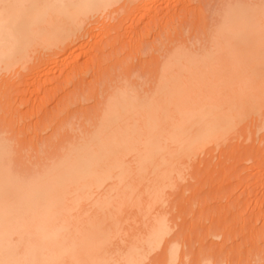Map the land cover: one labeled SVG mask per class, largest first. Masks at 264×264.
Returning <instances> with one entry per match:
<instances>
[{
  "label": "bare ground",
  "instance_id": "bare-ground-1",
  "mask_svg": "<svg viewBox=\"0 0 264 264\" xmlns=\"http://www.w3.org/2000/svg\"><path fill=\"white\" fill-rule=\"evenodd\" d=\"M174 1L187 9V6L191 7L190 1L194 0H0V110L4 111L8 108L5 105L16 101L17 91L20 97H25L22 95L24 91L22 83L19 82L23 87H19L20 90L15 91V95L14 91L11 94L10 88H7L9 85H15L17 88L16 84L19 83L16 82L19 77H25V83H29L26 85L27 88L33 82L45 87L44 91L45 89L51 91L52 95H54L52 92L57 93L56 88L52 91L48 86L53 84L51 77H54V71L64 79H59L60 75L55 79L52 77L54 80L59 79L60 81H56L60 82V85L67 86L77 77V82L73 84L74 89L71 91L68 87V92L70 90L71 93L79 92L80 82H86L88 76L92 77L90 80L92 85L88 87L90 94L86 91L87 94L84 93L86 97L84 94L83 96L81 94L82 98L79 95L76 103L69 99L68 92L64 89L67 87L58 85L63 89L59 91H63L65 96L61 97L63 101L59 104L61 108L58 106L59 109L56 110L58 114L52 112L56 116L52 114L49 122L53 124L52 119L60 117L55 120L58 123L53 124L55 135H64L62 137L64 139L69 133H73L78 125L83 126L82 120L79 121L80 118L79 120L77 118L79 124L76 123L75 129L72 126V131L66 130L68 124L73 125V120L66 123L69 119L66 120L67 116H70L75 104L79 106L81 100V103H84L83 98H87L86 101L93 99L95 108L94 111L91 110L93 113L89 115L88 123L85 121L84 127L78 128L83 131L75 130L81 132V135L78 136L80 133L76 134L74 131L77 138L74 136V138L70 137V140L66 139L65 142H68L64 143L62 148L60 146L61 153L59 149H55V152L59 151L58 154L53 152L54 144L52 146V140L51 143L48 141L46 147L49 151L51 149L53 156L54 153L57 156H51L50 151V157L49 151L44 147L43 150L46 152L42 150L40 157L42 153L44 155L47 153L45 157L48 156L51 161L48 163L47 157H44L46 163L43 162L42 165L46 164V166L43 167L40 164L42 161L39 162L41 171H38L37 162L38 169L34 168L32 172V165L29 166V171L28 168L26 170L23 168L25 167L23 163L22 166L18 165V169L16 164L19 161L14 158L19 156V153L15 155L17 149L13 147L19 140L20 134L16 136L19 128L21 129L23 125L24 133L20 132L22 135L27 133L25 130L30 127L22 124L25 112L18 108L21 107L20 105H15L16 102L14 105L21 112L17 111L14 105L10 106L18 115L16 117L12 113L13 118L11 117L10 120L22 121V125L18 122L21 127H17L18 132L15 131L17 134L10 132L13 134L9 136L11 139L7 137L8 134L5 135L6 137L3 136L8 132L4 130L12 131L11 127L14 130L15 124L8 122L9 115L2 113L1 118L4 117L9 126H13L7 127L4 121V125L6 124L4 129L0 120L3 128L0 130L4 131L0 134L2 136H0V264H119L120 262L122 264L123 261V264H132L144 260L149 255V253L145 255L147 251L152 252L158 248L174 229L171 228L172 223L167 216L166 220L163 218L165 215L161 217L162 215L155 213V207L160 205L161 208V204L167 201L165 197L168 195L165 193L168 189L175 187V183L180 185L179 182L185 179L183 175L188 165L190 166L188 163L192 160L195 162L196 158L201 160L200 155H203L202 153L209 149V146L220 147L219 145L226 141L229 135L236 133L241 125L249 122L248 120H251V123L257 120L258 123L260 122L259 128L264 130V0H232L231 2L224 0L225 3L221 1L220 6L224 5L221 12L217 10L216 14L217 16L221 13L220 20L209 30L208 44L200 49L196 48L197 50L191 49L188 44L186 46L183 44L181 33L178 34L180 37L175 38L177 32H180L179 26L176 29L172 26L175 31L179 30L177 32L169 27L171 36L163 33V27L158 28L153 39L162 37L161 41L170 40L168 44L172 45L167 47L165 41L162 43L164 45L166 43L167 46L163 48L164 45L158 40L159 47L156 44L152 46L155 50L154 54V50L152 51L153 57L158 61L153 59L152 63L154 60L155 62L149 67L155 81L149 78L144 80L155 82L149 86L147 81L148 88L141 85L143 81L135 82V76L133 80L131 79V72L133 74V69L138 65L142 66L141 62L127 67L126 64L118 62L117 54V56L111 54L116 56L113 57L112 62L109 57L103 56L117 49L122 54L123 50H126L124 41H129L117 38L115 27L119 30L118 21L121 23L124 21L121 18L115 21L112 17L115 13L117 15L125 10L123 14L130 16L131 21L133 17L137 18L135 15L140 16L142 11H144L143 17L153 10L161 16L165 11L161 10L162 7L164 5L169 7L170 2L175 4ZM169 16V19H172L170 14ZM111 17L119 26L108 22V20L112 22ZM151 26L147 24L145 29L143 27L146 31L143 33L151 35L153 30ZM141 30L136 29L133 34L130 32L128 38L130 39L131 35L133 39L135 35L139 36ZM142 35L140 34L141 37ZM106 36L110 42L111 38L113 39L110 45L108 42L107 46H102L103 42L96 40L92 43L93 39ZM167 36L169 38H166ZM133 41L131 40V43H136L134 47L129 41L132 50L130 52L127 50V55H124L126 53L124 51L122 57L128 61L131 57L137 56L142 61L145 51L139 43ZM129 45L127 49L130 48ZM108 46L110 49L107 48ZM86 47H91V50L95 47L99 50L94 48L93 51H98L94 52H97L96 54L92 53L94 55L89 51L90 54L83 64L80 63L79 57ZM158 52H160L159 56L156 54ZM104 59L110 60L109 63L107 64V60L106 64L103 63ZM117 63L121 65L120 67L125 65L129 69L124 72V68L121 70ZM137 63L139 64L136 65ZM146 65L145 68L148 67ZM133 66L136 67L131 69ZM136 73L137 77L138 74L143 77L140 72ZM56 83H54L55 87ZM6 94L13 96L10 98ZM69 95L71 96L70 93ZM60 100L59 98L56 104ZM92 105L90 108H93ZM82 106L83 104H80L79 108ZM18 112L23 114L19 120H17L20 117ZM85 117L87 118V114ZM50 124L49 126L47 124V127H50ZM64 131L66 132L62 133ZM60 136L58 137L61 144ZM53 138L58 140L56 136ZM12 139L13 142L15 139L16 141L13 143ZM54 140L53 143L56 142ZM260 165L261 167H257H264ZM20 169L26 172L22 170L24 171H21L22 174L19 172ZM262 170L256 169L255 178L253 177L260 187L262 184L258 182H264V168ZM129 222L130 225L127 226ZM134 222L135 225L137 223L142 225L137 227L139 224L132 225ZM174 244L173 248H169L173 251L170 254L171 262L173 256L179 253L177 251L180 244L178 242ZM240 246L237 245L236 250ZM255 247L249 249L253 250ZM256 250L253 252L248 250V253L254 254ZM257 251L262 256L257 252L258 254L255 253L249 258L245 251L246 261L248 258L250 260L254 258L255 264H263L264 251L261 252L260 249ZM205 252L203 258L201 256L205 264H211L213 257L215 260L220 258L218 262L223 260L219 262L221 264L225 261L230 262L228 264H235L232 263L233 256L227 255L225 256L227 260H224V255H219L224 257L221 260V257L215 255L216 252L213 254L210 250ZM207 253L210 258L212 257L211 259ZM257 256L261 258L257 259ZM176 257L173 264H176L178 258L181 261L183 255L180 257L179 253ZM240 257L245 260L239 255ZM240 259L238 264H248V261L242 263L243 260L241 259L240 262ZM214 261L213 264L218 263Z\"/></svg>",
  "mask_w": 264,
  "mask_h": 264
},
{
  "label": "rangeland",
  "instance_id": "rangeland-1",
  "mask_svg": "<svg viewBox=\"0 0 264 264\" xmlns=\"http://www.w3.org/2000/svg\"><path fill=\"white\" fill-rule=\"evenodd\" d=\"M221 1H223V3H225V1H228V0H225V1L224 0H197V1L194 0V1H192L193 3L190 1V3H192V4L189 3V6L191 5V7L188 8V6H187V9L185 7H183L182 5H180V3L178 4V2L174 1L175 4H172L173 2L172 3L170 2L169 7H166L167 5H164V7L166 9H164V7H162L161 10L162 11L165 10V11H164V13L162 12L161 16H160V14L159 15L156 14L157 13L156 10H153L149 14L144 15V17H143L142 12L144 13V11H142L141 15L140 16L135 15V17H137V18L133 17L132 21H131L130 16H129L130 17L129 18L127 16V14L126 15L123 14V12L125 13V10L122 12L120 11L119 12L120 15L118 13L116 15V13H115V15L112 16L113 19H115V21H118V18H119V20L121 18L124 21L122 23H121V21H118V24L120 22V24H119L120 26L116 23L119 26V30H118V27H115L117 29L116 33H118V36L116 35L117 38L129 40L130 43H131V40H134L133 42L139 43L141 46L139 44L138 45L140 47H142V50L144 49L143 51H145V52L143 54H145V55L142 56V58L144 57L142 59V61L139 60V57H137V56L136 57L133 56V58L131 57L130 60L127 61V59L122 57V54L125 51L126 53L124 52L125 53L124 55H127V50H128V52H130V50H132L131 44H133V43H131L129 45V41H124V44L126 43V45H125L126 50H123L122 54H121V52L117 51L118 50L117 49L116 51H113V52L110 50L112 53L108 54L109 56L108 55H103V56H105V57L107 56V58L109 57V59H111V61L110 60L109 61L112 62L113 57H116L118 55L117 56L119 59L118 62L120 64H121V62H122V64L123 63L126 64L127 67H131L132 64L135 65L136 62H139V63L141 62L142 66H140L141 64L138 65L139 63H137L136 65H138L137 66L138 68L136 66H135L136 69H133V68H135L134 66L131 68L134 70V72H133V74L131 72L132 78H131V75H130V78L133 80V77L135 76L134 77L135 82L143 81V83L141 82L142 83L141 85L142 86L145 85L144 88H148L149 86H152L153 83H155L153 81L150 82L149 80H147L149 82V86H147L148 82L144 81V80H146V78L147 79L149 78L150 80L155 81V79L153 78L154 75H152L153 73H152V71H150L151 68H149L152 66L151 64H153L155 62V60H154V62L152 63V60L156 59L153 57L155 50L152 46L156 44V46L159 47L160 43L158 40H160V41L163 40V39H161L162 37H160V39L159 38H155V40L153 39L155 32L158 31V28L161 29L163 27L165 29L166 25H168L167 26L168 28L174 26V28L176 29V27L178 28V26H179L180 32H177L178 29L175 31V29L173 27L172 28L174 30L171 28L172 31L177 32L175 38L178 36V34L181 33L180 34V35H182L181 41H183V40L185 41V43L183 41V44L185 46L188 44L189 47L191 46L190 47L191 49L192 48L193 49L194 48L200 49L201 47H203V45H205L207 43V41H209V39H208L209 37L207 35H208L210 28L212 26H216V23H218V20H220L221 16H219V15L221 13H219V15H217V16H216V14H217V10H220V12H221V8L224 5L223 4L220 6ZM231 1L232 0H230V2ZM233 1H235V0H233ZM226 3H228V2H226ZM221 4H222V2H221ZM169 14L171 15L172 19H169L170 18ZM164 15H166L165 17L168 16L167 18L169 19V21L167 18L164 17ZM120 16H123V17H120ZM112 17H111L112 22H110V20H108V22L110 24L114 25L115 21L112 19ZM126 17H128V18H126ZM216 17L219 19H217ZM123 18H125L126 20H124ZM170 20H173V21L171 22ZM169 22H171V24ZM149 23H152L153 25L151 26V24H149ZM159 23H161V24H159ZM147 24L153 28V30L150 33L151 35H146L143 33L145 26ZM173 24H175L176 26ZM213 24H215V25H213ZM143 27H144V29H143ZM163 28H162L163 33L170 35V31H169L170 28L169 29L166 28L165 31ZM136 29H140V30L142 29L140 31V34L141 35L143 34L142 35L143 37H141L139 34V36L135 35L134 39H133V36L131 35V37H130L131 40H130L128 38V35L130 36L129 33L131 32V34H133L132 32H134ZM160 29H159V32L161 31ZM166 30L168 32H166ZM144 32L146 33V31H144ZM174 33H173V35H174ZM164 34L162 36H164ZM125 36H127V37H125ZM172 37H174V36H172ZM178 37H180V36H178ZM98 38L99 37L93 39L92 43H94L96 40V41H99L101 43L103 42L102 46H107L108 42L110 45V43L113 41V39L111 38V42H110L109 41L110 39L107 36L105 38H99V40H98ZM166 38H169V36H167ZM102 39H103V41H100ZM165 41L166 40H164V42ZM168 41L169 42L166 41L168 46L166 45V43H165V45L167 47H171L172 44H168V43H170V40H168ZM186 41L188 43H186ZM162 42L163 41H161V44L164 45L163 44L164 42L163 43ZM127 43L129 45V47L131 46L130 48L128 47L129 49L126 48L128 46ZM158 43H159V45H158ZM135 44L136 43L133 44V47ZM165 45L163 46V48H165ZM151 47H152V50H151ZM107 48L110 49V46H108ZM123 48H124V46H123ZM93 49L91 50V47H86V49L82 52V54H80L81 55L79 57L80 63L84 64L86 62L85 58H88L87 56L90 53L92 54L95 51L99 50L98 48H95L97 50L93 51ZM89 51H90V53H89ZM91 51H93V52H91ZM107 51H106V53H107ZM120 51H122V50H120ZM152 51H153V54H152ZM114 52H116V53H114ZM96 53H94V54H96ZM159 53L160 52H158L156 54L159 56ZM94 54H92V55H94ZM111 54H115V55L117 54V55L115 56V55H111ZM110 56H112V58H110ZM93 57H95V56H93ZM119 57L120 58L122 57V59H120ZM128 57H129V53H128ZM123 58L125 59V61H127V63L123 60ZM150 58H151V60H149ZM132 59L135 62H133ZM106 60L107 59H104L103 63L106 64ZM120 60H122V61H120ZM131 60H132V62L130 63V65H128V62H130ZM143 60H144V62H143ZM109 61L107 60V64L109 63ZM94 62L95 61H93L92 64H94ZM103 63H101V64L105 65ZM119 63H117V64L120 67L121 65H119ZM143 63L145 65L147 64L146 66H148V67L145 68V65H143ZM90 64H91V62H90ZM126 66L122 65V67H120V68H122L121 70H123V68H124L123 71L125 72V70L129 69V68H126ZM119 67H118V69H120ZM140 67H142V68H140ZM147 68H149V69H147ZM118 69H117V71H118ZM131 69H130V71H131ZM121 70H120V72H121ZM135 71L140 72L141 76H143L144 79H143V77H140L139 74L137 77V75H135V74H137ZM26 73H27V71H26ZM54 73H52V74H54V77L53 76L52 77L54 79L58 78L56 76H58L60 74L57 71L56 72L54 71ZM24 74H25V72L23 73V75ZM147 75L149 77H147ZM52 77H51V79H52L51 81L53 82V84L51 83L52 85H48V86L50 89L52 88L51 89L52 91H55V89H53V88H56L55 92H57V91L58 92L57 93L52 92L54 95L51 94V91L48 92L49 90L47 91L46 89H45V91H47V92L45 93V91H44L45 87L38 85L35 81L34 82L36 84H33V82H32V83H30V87L27 88L26 85L28 82L25 83V81H26L25 77L24 78L19 77V79H17V82H16V83H19V82L22 83L24 87L21 86L20 83L16 84L17 88H15V85H9V87H7V88H10V91H11V92L8 91V93L9 92L11 94L14 93V95L17 93L15 95L16 98L13 97L16 99V101H15L16 104H15V102L13 103V101H12L11 102L12 104L10 103L11 105L10 104L5 105V107L8 106L7 109L10 108L8 111H7V109H5L4 111L0 110V120H2V122H3V125H2V123L0 124V129L3 126H4L3 128L5 129L6 124L4 125V123L5 122L7 123V121H5L7 119H5L4 117H3L4 119L1 118L3 116L2 115L3 112H5L6 115L10 116L8 122H10V123L13 122V125L15 124V127L13 130V128L11 127L13 125L9 126V123H7V127L8 126H9V128L11 127L12 131L4 130V131H6V132L8 131V132L4 133L3 136L8 134L7 137L9 139H11L9 136L12 133H10V132H15L17 130V127L19 126L18 122H20V125L26 124V125L30 126L29 129L25 130V132L27 131V133H25V134H23L24 130H22L23 125H22L21 129L19 128L18 134H17L18 130H17V132L13 133V134H17L16 136H18L20 134L18 136L20 141L17 140L18 141L17 142L15 139L16 145L14 144V146H13L10 144L11 147L12 146L14 148L16 147L15 150L17 149L16 152H14V153H16L15 155H17L19 153V156L17 155L19 158L17 156L14 157L16 159V161H19L18 164L15 163L17 165V168H18V165L22 166V163H23V165H25V167L23 166V168H25V170H26V168H28V170H29L30 169L29 166L31 167V165H32L31 172L33 171L32 169H34V168L36 170L39 168L38 169V171H39L40 170L39 162L42 161L40 163L41 165L43 162L46 163V161H45L46 157H47L46 160H48L47 161L48 163H49V161H51L48 159V156L45 157V155L47 153L45 155H44V153H42L44 155V156L42 155L43 159H42V157H40L41 151L44 149V147H46L47 144H49L48 141L51 143V140H52L51 145L53 146V144H54V148L52 147L53 152H55V149H57V150L59 149L60 152L56 151L55 153H57V152L61 153V150H62L61 148L63 147V145H65L68 142V141L65 142V140L68 138L70 140L71 138H74V136H75V138H77L76 135L74 134L76 132L75 131L76 129L81 131V132L83 131V129H81V130L78 129L79 127H81L80 125H78L79 124L78 122L82 120L81 125H83L82 127H84L85 121L90 120V116L92 115L93 111L95 110L94 103H93L94 100L92 99L93 102L91 100L86 101L87 98H83L85 101H83L84 103H81V101H82L81 100L79 103V106H80V104H83V106L84 105L85 106L84 107L82 106L83 108L82 107L79 108L78 104H75V106H73V108L71 110L70 116L69 117L67 116V118H66V120L69 118L66 121L67 124L69 122H72L71 120H73V125L71 123H70L71 125L68 124V127L66 130H68V129L71 130L72 126H74L73 128L75 129L76 123L79 127H77L74 130L75 132L73 131V133H69L68 136H66L64 139L62 138L64 135L63 136L55 135V133H54V127L55 126L53 124H57L58 122H56V121L58 119H60V117L57 116L56 119L53 118L52 119L53 121L51 122V123L54 122L53 124H50L49 122L51 121V118L54 115L53 113H55V112L57 113V111L60 107L59 104L61 103V101H63L62 98L65 96V94L63 91L60 92L59 90H63L61 87H62V85L66 86V84L60 85L59 84L60 82L56 81V80H59L61 78L63 79L62 76L56 80H54ZM88 77H87L86 82H80L81 88H80L79 92H77V93H73L74 92L73 91L72 92L73 94H72L70 92V90L72 91V89H74L73 84L75 81L77 82V77L74 78L75 80L73 79L74 80V82L72 81L73 83L72 82H71V84L68 83L66 86L67 88H64L66 90V92H68V89L70 88V90L68 92V96H69V99H72L74 101V103H76V99L79 98L78 97L79 95L81 96V94H82V96H83L84 93L87 94L86 91H88V87H90V84H91L90 80H92L91 76H88ZM136 77H137V79H136ZM22 78H23V81L25 80L24 82L22 81ZM151 78H153V79H151ZM20 79H21V81H18ZM78 79H79V77H78ZM94 81L96 83V80H94ZM56 82H58V83H56ZM144 82L146 84H144ZM54 83L57 84L56 87H55ZM40 84L42 85V83H40ZM58 85H60L61 87H59ZM19 87L24 88V91H22V93H23L22 95L25 96L24 98L20 97V95H18L17 90L18 89L20 90ZM25 87L28 90L30 89L29 92ZM39 87L40 88L43 87V88H41V90H39L38 89ZM4 88H6V86ZM12 88H13V90H11ZM25 89H26V92H25ZM12 91H14V92L12 93ZM15 91H17V92L15 93ZM40 91H42V92H40ZM24 92L26 94H24ZM69 93L71 94V96L69 95ZM88 93L90 94L89 91H88ZM11 94L10 95L6 94V95L10 96V98H12L11 96H13V95H11ZM17 96H18V98H17ZM82 96H81V98H82ZM85 97H86V95H85ZM57 98H58V100H59V98L61 100L59 103L56 104V102H58ZM64 99H66V98H64ZM28 100H30V102ZM17 102L19 104H17ZM27 102H29V103H27ZM14 104L20 105L21 107H18V108H20L21 111L25 112V113L22 112L26 115V116L24 115V117H25L23 120L24 123L22 121H20L21 119L19 120V118L23 117V116H21L23 114L20 113L21 111L19 109L18 110L16 109V106ZM91 104H93L92 105L93 108H90ZM13 105L17 111H20V112H18V114H20V117H18V119L16 118L17 120H19L17 122L10 120L13 118L11 116L12 113H13V115L16 113L15 112L16 110L14 111L13 107H12L13 109L11 110L10 106H13ZM76 105L78 107H76ZM3 107L4 106H2V108ZM89 108H90V110H89ZM92 109H93V111H91ZM9 111H11V113ZM90 111H91V113H90ZM6 112H9V113H6ZM86 114H87V118L85 117ZM16 115L17 114H15V116ZM55 116L56 115H54V117ZM5 117H7V116H5ZM77 118H78V120L80 118V120L77 121ZM74 121H76V122H74ZM248 121L249 122H247L246 124L241 125L240 129H238L236 131V133L231 134L232 136L229 135L227 137L226 141H224L223 143H221V145H219L220 147H218V145H216V147H217L216 148L213 145H211L208 147L209 149H206L207 151L205 150L206 153L205 152L202 153L203 155H205V157L203 155H200L201 160H200V158H196V159H194L195 162H193V160H192L191 163L190 162L188 163V164H190V166L188 165V167L186 169L187 171L185 170V172H184L185 175H183L184 176L183 178H185V179L181 178L183 180L179 182L180 185L178 183L176 185V183H175V185H174L175 187H173L171 190H170V188L168 189V192H167L168 194L165 193L166 195H168L165 197V199L167 198L166 199L167 201H164L165 203L163 202L161 204V206H162L161 208L159 207L160 205L159 206L156 205V207H155L156 209L153 208L156 210V211L154 210L156 214H158L159 216L162 215L161 217H163L165 215L163 218H165L167 216L168 220H170L172 223L171 224L172 226L171 225L170 226L172 229L173 228L174 229L171 230L172 232L170 231L171 234L170 235L168 234L167 235L168 237L166 236L168 240L165 237L163 240V242L165 241L164 244L162 242L158 248L154 247L155 249L153 248L154 251H152V252L147 251V253L145 254V255H147L149 253L147 258L145 257L144 260H142V261L139 260L140 262L135 261L132 264H173L177 258L176 256L179 255V253H180V257H182V255H183V257L181 258V261L178 258L177 259L178 261H176V264H203L202 262H204V264H205V261L202 258H203L204 252L205 251L207 252L208 250L213 251L212 254L214 252H216L215 255L217 254L218 257H221L223 255H224V257L227 255L230 257L233 256V259L235 258L234 261L232 258H229V259H232V263L234 262L235 264H238L239 259L241 258V257L239 258V255L244 258V255H246L245 251L247 252L246 256H249V258H251L250 256L255 255V253L258 254L257 253V252H259V251H257L258 249L262 250L261 252L264 251V225H263L264 220H262V219H264L263 218L264 215H262V213H264V186H263L264 182H262V181L258 182L259 184H262L260 187V185L256 184V181L254 180V178H255L254 175H255L256 169H258V171H259L260 169L262 170L264 168L263 167L264 166L263 165L264 164V140H263L264 130L259 128L260 122L258 123L257 120H256V122H254L255 121L254 120L253 123H251L252 122L251 120H248ZM21 122H22V124H21ZM17 123H18V125H17ZM86 123H88V121ZM47 124H48V126L50 124V127H47ZM1 125H2V127H1ZM26 125H24V126H26ZM51 125H52V127H51ZM28 126H26V128ZM19 127H21V126H19ZM3 128L1 130H3ZM9 128H7V129H9ZM1 130H0V134H3L1 132H4V131H1ZM79 131H77L76 134H78ZM20 132H23L22 133L23 136L21 135ZM65 132L66 131H64L62 133H65ZM81 132H79L80 134H78V136L81 135ZM53 133H54V135H53ZM72 134H73V136H72ZM16 136L14 135L15 138H16ZM20 136H22V138ZM54 136H56L58 138V140L53 138ZM58 136H60L61 144L59 143L60 140H59ZM14 137L12 136V138H14ZM54 139L56 140L55 143L58 142L59 144L53 143ZM13 140L14 139H12V142H13ZM9 143H11V141H9ZM55 145H57V146H55ZM60 146H61V148H60ZM12 150H14V149H12ZM46 150L49 151L48 148ZM50 151H51V149H50ZM50 151L48 152V154L50 153ZM52 151H51V154H52ZM44 152H46V151H44ZM14 153H12V154L14 155ZM55 153H54V156H53V154L51 156H53V157L57 156ZM12 154H11V156H12ZM254 155H256V157ZM49 156H50V154H49ZM12 158H13V156H12ZM51 159H54V158H51ZM20 161H21V164H20ZM37 162H38V164H37L38 168H36ZM259 163L262 164L263 168H260L261 165ZM257 164H259V165H257ZM44 165L46 166V164H43L42 166L45 167ZM257 166H260L259 167L260 169ZM17 168H15V170ZM22 170H24V169H22ZM22 170L20 169L19 172L22 173L25 171V170L24 171H22ZM31 172H29V174ZM34 172L36 173V171H34ZM35 173H32V174H35ZM26 175H28V174H26ZM178 180H177V182H178ZM254 182H255V184H254ZM158 208H159V210H158ZM158 211L161 214H159ZM167 218H165V219L167 220ZM130 222L128 223L127 226L130 225ZM131 223H133V222H131ZM137 224H139V223H137ZM140 224L137 225V227L138 226L140 227L142 225V224L141 225ZM169 224H170V222H169ZM132 225H135V222ZM131 227H129V228H131ZM210 233L212 235H210ZM173 242L174 243L178 242V244H180V245L177 244L179 246V249H178V247H176V248L178 249L177 252H179V253L175 252L177 255L173 256L175 259L172 258V262H171L170 259H171L172 255H170V254H171V252L173 253V251H170L169 248H173L172 247V245L174 244ZM237 245L238 246L242 245V246H240V248L238 247V249H240V251H242L243 249L245 250V251L244 250L242 251L244 253L241 252L243 255H241V253H239L240 251L238 249L236 250ZM252 246H256L255 249L253 248V250H256V248H257V250H256V252H254V254L248 253V250H249V252L250 251L253 252V250H250L251 249L250 247H252ZM241 247H242V249H241ZM176 248L174 247V249H176ZM153 249H150V250H153ZM208 253H207V255H208ZM212 254H210V255H212ZM248 254H250V255H248ZM263 254H264V252H263ZM185 255H187V256H185ZM219 255H221V256H219ZM259 255H260V252H259ZM201 256H202V258H201ZM234 256H236V257H234ZM260 256H262V254ZM208 257L210 258L209 255H208ZM208 257H204V258L208 259ZM263 257H264V255H263ZM200 258H201L202 262H201ZM213 258L211 260L214 261L215 259H213ZM223 258L221 257V260ZM249 258L247 260L248 262L246 261L247 258L245 260H243L241 258L243 260L242 263L244 261H246L248 264H250V263L255 264L254 262L256 260L253 258L254 259V261H253V259L250 260ZM260 258L261 257L258 258V256H257V259H260ZM138 259H140V258H138ZM141 259H143V258H141ZM173 259H174V261H173ZM237 259H238V261H236ZM241 259H240V262H241ZM218 260H215V261L218 262ZM224 260H227L226 257L224 258ZM213 261L211 264H213ZM250 261H252V262H250ZM259 261H262V260H259ZM219 262H223V260L219 261ZM123 263H124V261L122 262V264ZM228 263H230V262L225 261V263H223V264H228ZM262 263L264 264V262H262ZM125 264H127V263H125ZM214 264H216V263H214ZM219 264H221V263H219Z\"/></svg>",
  "mask_w": 264,
  "mask_h": 264
}]
</instances>
